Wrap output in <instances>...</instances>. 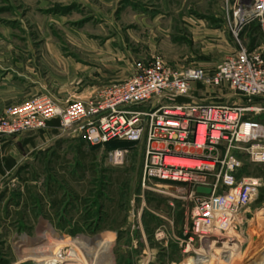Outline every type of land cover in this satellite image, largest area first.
I'll return each instance as SVG.
<instances>
[{
  "label": "rangeland",
  "instance_id": "rangeland-1",
  "mask_svg": "<svg viewBox=\"0 0 264 264\" xmlns=\"http://www.w3.org/2000/svg\"><path fill=\"white\" fill-rule=\"evenodd\" d=\"M238 2L0 0V116L40 93L87 100L127 75L136 58L212 67L239 45L264 52L259 26L234 23ZM201 89L191 96L209 100ZM58 129L5 149L19 170L0 178V264H44L50 252H87L98 264H219L195 253L197 238L187 239L209 195L227 193L220 182L149 176L144 138L89 144ZM238 157L235 176L260 181L255 198L232 210L235 243L226 264H264V196L257 198L264 164Z\"/></svg>",
  "mask_w": 264,
  "mask_h": 264
},
{
  "label": "built area",
  "instance_id": "built-area-1",
  "mask_svg": "<svg viewBox=\"0 0 264 264\" xmlns=\"http://www.w3.org/2000/svg\"><path fill=\"white\" fill-rule=\"evenodd\" d=\"M238 1L234 23L255 21L264 35V0ZM233 35L238 38L236 31ZM197 85L202 87L197 93H207L209 100L191 96ZM52 119L89 144L144 138L147 173L159 180H170L165 176L176 171L166 159L191 161L182 172L189 181L206 184L211 177L227 189L202 205L214 213L225 206L232 211L255 198L260 181L235 176L238 155L264 164V52L239 45L212 67L139 59L125 78L102 84L87 100L58 101L40 93L17 104L0 116V138L34 134Z\"/></svg>",
  "mask_w": 264,
  "mask_h": 264
},
{
  "label": "bare ground",
  "instance_id": "bare-ground-1",
  "mask_svg": "<svg viewBox=\"0 0 264 264\" xmlns=\"http://www.w3.org/2000/svg\"><path fill=\"white\" fill-rule=\"evenodd\" d=\"M164 162L177 166L174 174L171 176L167 174L165 177L189 181L188 173L182 174V172L183 170L187 171L194 163L189 160L178 159H166ZM178 167L185 169H179ZM162 177H164V174ZM234 217V213L226 206L221 208L219 212L214 213L208 205H202L193 215L192 227L187 239L191 240L193 237L198 239L199 248L195 250V253H200L207 258H215L219 264H226V261L232 257L234 249L235 235L229 230V227L235 230ZM218 246L219 249L214 250ZM86 253L67 257L50 252L44 259V264H98L100 261L99 256Z\"/></svg>",
  "mask_w": 264,
  "mask_h": 264
},
{
  "label": "crops",
  "instance_id": "crops-1",
  "mask_svg": "<svg viewBox=\"0 0 264 264\" xmlns=\"http://www.w3.org/2000/svg\"><path fill=\"white\" fill-rule=\"evenodd\" d=\"M138 59H143V58H136V60ZM135 61V60H134ZM121 69H124L123 66H119L117 69H115L114 71H118V70H121ZM129 74V73H128ZM127 74V75H128ZM127 75H124L122 78L120 79H123L125 78ZM111 79H114V77H110ZM116 80H119V79H116ZM85 92V90L83 91ZM80 94V93H79ZM8 98L11 96L9 93L8 95ZM84 97V96H83ZM56 99V98H54ZM58 100V99H56ZM9 101H10V98H9ZM58 101H61V100H58ZM55 130L58 131V122L57 120H50L49 121V124L47 123V127L44 129V130H40L34 134H31V135H27V136H21V137H18V138H13V139H9V140H5V139H2L0 138V156H6V155H9L10 157H12L15 162H16V159L14 158L13 154L10 153V152H7L5 149L6 147H10L11 145L13 146V143L14 142H17V141H22V143H29L33 138L35 137H38V136H45L46 134H56L55 133ZM6 143V144H4ZM9 149V148H8ZM10 150V149H9ZM16 165H17V162H16ZM3 177L2 175H0V178Z\"/></svg>",
  "mask_w": 264,
  "mask_h": 264
},
{
  "label": "trees",
  "instance_id": "trees-1",
  "mask_svg": "<svg viewBox=\"0 0 264 264\" xmlns=\"http://www.w3.org/2000/svg\"><path fill=\"white\" fill-rule=\"evenodd\" d=\"M251 25L252 24H249L247 30L249 31L248 35H249V37H251L252 44H253V39L255 36H253V34H251V33H253V29L251 28ZM253 25L259 26L258 23L255 21H253ZM48 124H49V122H48ZM18 170H19V167L16 165V162L12 157H10L9 155L0 156V175L5 176L7 173L9 174L10 172L17 173ZM262 177L264 178V173L262 174ZM263 196H264V194H263L262 188H261V191H260L259 196L257 198L259 199Z\"/></svg>",
  "mask_w": 264,
  "mask_h": 264
},
{
  "label": "water",
  "instance_id": "water-1",
  "mask_svg": "<svg viewBox=\"0 0 264 264\" xmlns=\"http://www.w3.org/2000/svg\"><path fill=\"white\" fill-rule=\"evenodd\" d=\"M198 190L206 193L209 192V188H199Z\"/></svg>",
  "mask_w": 264,
  "mask_h": 264
}]
</instances>
